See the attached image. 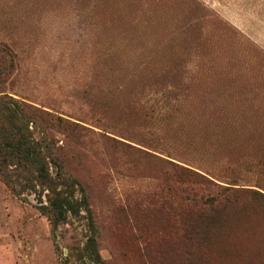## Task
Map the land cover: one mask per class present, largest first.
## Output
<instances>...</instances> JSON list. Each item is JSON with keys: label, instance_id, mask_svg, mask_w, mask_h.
Returning a JSON list of instances; mask_svg holds the SVG:
<instances>
[{"label": "rangeland", "instance_id": "obj_1", "mask_svg": "<svg viewBox=\"0 0 264 264\" xmlns=\"http://www.w3.org/2000/svg\"><path fill=\"white\" fill-rule=\"evenodd\" d=\"M0 46L82 202L0 180V264H264V0H0Z\"/></svg>", "mask_w": 264, "mask_h": 264}, {"label": "trees", "instance_id": "obj_2", "mask_svg": "<svg viewBox=\"0 0 264 264\" xmlns=\"http://www.w3.org/2000/svg\"><path fill=\"white\" fill-rule=\"evenodd\" d=\"M10 53L11 51L6 47L0 46V55L11 56ZM27 106L23 101L0 89V180L13 192L17 188L32 189L35 185L48 189V192H51V196L47 199L48 203L39 205V209L46 214L52 225H56L64 218L66 212L78 211L82 203L80 200L72 199L74 198L73 181L64 176L57 156L58 148L45 129L51 124L60 127L63 119L60 116H51L49 112L43 110L38 111L36 117L43 124V130L38 136H34L29 129V123H34V120H28L23 112ZM52 164L57 166L54 176L49 170ZM206 181L209 182L207 179ZM220 197L218 192L203 198H206V203L221 208L229 198ZM239 221L241 219L228 224L224 230L215 235L212 253L232 250V245L228 246L224 242L231 244V227ZM263 236L264 234L261 235V248L264 246ZM227 247L230 248L226 249ZM261 248H255V251L258 253ZM241 251L242 249L235 250L236 254ZM223 254L226 259H231L234 252Z\"/></svg>", "mask_w": 264, "mask_h": 264}]
</instances>
